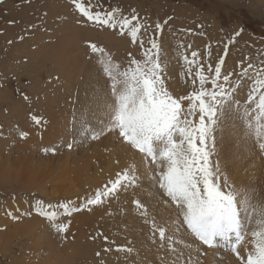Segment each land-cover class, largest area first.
<instances>
[{
    "label": "rangeland",
    "instance_id": "1",
    "mask_svg": "<svg viewBox=\"0 0 264 264\" xmlns=\"http://www.w3.org/2000/svg\"><path fill=\"white\" fill-rule=\"evenodd\" d=\"M87 2H90L97 11L119 9L118 18L120 15L126 17L138 15L140 22L146 26L152 25L141 33L145 42L151 36L155 23H163L171 17L164 26L162 40L166 53L164 75L168 88L174 95H186L192 90L191 81L185 83L188 79L187 66L181 59L182 53L190 55L191 51L199 50L200 59L205 66L211 63L214 67L218 59L225 56L227 45L223 71L233 73L240 72L241 61L245 66L252 63L257 67L264 62V0H87ZM78 20H81V17L72 6L71 0H2L0 2V153L3 155L0 163H4L5 169L10 170L0 175V264H164L166 262L164 256L169 257L170 252L167 248L163 250L159 242L153 245L150 243L153 248L146 245L141 251H139L140 245L132 248L131 253L124 250L117 251L119 246L115 241V237L118 236L117 226L112 229V221L108 223L111 227L109 225L107 227V223L101 220L100 228H91L87 234L81 235L80 226L84 224L74 223L76 215L80 212L71 216L61 215L58 222L71 221L68 232L64 234L57 232L45 218L33 211L32 206L36 199H43L45 203L52 204L71 200L78 204L85 194L94 192L97 187L105 183L103 176H115L117 172L114 167L110 168V163L108 165L110 172L107 175L108 172L102 170L100 159H95L98 165L96 171L92 168L87 175L81 178L80 175L75 183L69 177H65L60 188L58 184L51 183L53 177L57 176L58 169L64 165L75 164L83 153L82 155L76 152L66 154L68 148L63 144L57 146L56 142L46 148H56L58 151L45 152L44 148L38 147L36 143L43 132L42 124L51 128L52 124L49 120L54 119V116L51 117L52 112L56 111L55 115L62 114L64 110H69L71 115L75 110L78 112V106L75 107L76 103H72L78 99V93L81 94L84 90V88L79 90V82L73 78L70 71H67L71 67L63 66L60 60H56L55 54L59 49L71 51L78 47L79 52L88 53L85 41L91 40L105 46L114 59L123 65L127 64L129 52L137 59L143 58L138 43L133 44L127 34L121 36L118 28L113 30L99 27L92 23H84L82 20L81 23H77ZM241 28L243 29L241 34L234 36ZM75 37L77 40L74 39ZM70 40L72 42L69 44ZM65 68L67 69L64 70ZM68 79L71 81L69 86L66 85ZM233 79L235 80L236 77L234 76ZM249 84L250 81L242 83L237 96L241 102L247 99ZM89 86V82L84 81V87ZM24 95L28 96L27 101ZM65 102L72 105L60 108L66 104ZM33 116L40 117L42 122L36 124L32 119ZM233 125L229 124L227 128H243L239 122ZM21 131L27 132L35 141L32 144L34 147L30 148L33 156L26 152L25 146L22 147L28 136L20 138ZM217 134L219 135L220 132ZM218 139L216 144L220 146ZM99 140L100 138L92 140L91 143L97 144ZM94 146L98 147V145ZM103 151L104 148L100 146L99 155L104 153ZM67 156L73 157L72 160L65 161L64 157ZM76 156L78 159L75 158ZM213 156L212 160L216 162ZM83 165L92 167L88 164V160L83 162ZM44 173L46 178L41 176ZM94 174L97 176L95 185L84 183V181L89 182ZM115 201H118L117 198L107 203L105 208H96L92 213L82 212L90 216L91 220H96L98 214H103L106 209L107 216L109 217L111 213L113 219L118 209ZM110 205H113L111 209ZM8 211H12L19 219L7 215ZM26 212L32 214L24 215ZM32 226L34 229H27ZM105 228L113 232L108 237L107 243L98 235L103 233L102 229L107 231ZM95 235L97 238L93 239ZM3 239L9 240L4 252L1 250ZM127 243L123 242L121 249L131 248ZM77 245L82 249L71 254V250L76 249ZM105 248H110L111 251L106 252ZM98 252L99 256H97ZM194 252L193 256L191 252H185L179 261L172 254L171 264H183L182 262L189 255L193 259L194 256L196 258L197 254ZM221 252L220 254L224 250ZM228 253L231 254L230 251L224 252L226 255ZM31 254L33 257H30ZM220 254L216 257V261L222 260L223 263L228 264L230 257L223 258ZM229 256L237 260L233 254ZM142 258L145 260L144 263H141Z\"/></svg>",
    "mask_w": 264,
    "mask_h": 264
},
{
    "label": "snow or ice",
    "instance_id": "2",
    "mask_svg": "<svg viewBox=\"0 0 264 264\" xmlns=\"http://www.w3.org/2000/svg\"><path fill=\"white\" fill-rule=\"evenodd\" d=\"M71 3L84 23L113 30L118 28L121 36L127 34L142 50V59L129 52L127 64L123 65L105 46L85 41L86 55L95 58L98 82L103 79L104 85L98 93L95 88L91 89L95 93L91 106H87V111L81 112L79 117L74 115L72 122L75 126L79 120L83 132L92 140L115 134L117 140L142 154L149 164L146 178L158 191L165 207L175 210L170 232L167 226L158 225L155 218H148V207L139 198L133 199L132 203L145 218V223L151 225L153 241L158 240L160 247H166L177 261L184 256L179 246L184 245L188 237L198 242L196 258L189 255L183 264H203L202 257L209 252L217 257L221 250L230 251L239 264H264V198L255 190L236 187L221 173L218 162L212 160L217 132L223 133L229 124L236 122L243 126L245 137L253 140L264 153V62L257 67L252 63L245 66L241 61L240 72L233 73L223 71L227 45L225 56H221L214 67L211 63L205 66L199 50L191 51L190 55L182 53L181 59L187 66L185 83L190 80L192 90L177 96L169 90L164 75L166 53L162 37L164 26L171 17L163 23H155L145 42L141 33L152 25L140 22L138 15H120L118 18L117 8L97 11L87 0H71ZM242 31L241 28L234 36H239ZM244 81H250V84L247 99L241 102L237 96ZM24 99L29 98L24 95ZM101 109L103 115H100ZM93 117L100 123L99 130ZM32 119L36 124L42 122L38 116ZM19 135L24 138L28 133L21 131ZM73 146L72 142L66 144L68 149ZM44 151L55 153L56 148H45ZM140 185L141 176L136 166L130 165L116 172L114 178L94 192L85 194L78 204L71 200L52 204L36 199L32 207L53 229L66 234L71 221L58 222L61 215L92 213L96 208H105L112 199L119 197L121 191L127 192ZM7 215L19 219L12 211ZM98 235L108 242V236L102 232ZM248 243L252 245L251 251H248ZM187 247L191 251V245ZM242 249L246 256L242 255ZM116 250L133 251L119 246ZM217 264H223L222 260Z\"/></svg>",
    "mask_w": 264,
    "mask_h": 264
},
{
    "label": "bare ground",
    "instance_id": "3",
    "mask_svg": "<svg viewBox=\"0 0 264 264\" xmlns=\"http://www.w3.org/2000/svg\"><path fill=\"white\" fill-rule=\"evenodd\" d=\"M74 39L77 40L76 37ZM71 42H72L71 40L68 41L69 44ZM62 49L63 48L59 49L56 52L55 54L56 60H60L63 66L69 65V67L71 68H69L67 71H70L69 73H72V75L74 76L73 78H75L79 82L80 84V87L78 85L79 90L84 88L81 94L78 93L79 95L78 99L76 101H73L72 103V104L76 103L75 107L77 105L79 110L77 109L78 112H76L75 110V113L73 115H71L69 110L63 111L61 109L63 113L60 111L62 114L58 113L59 115H55L56 111L52 112L51 117L54 116V119L51 118L49 120L50 124H52L51 128L45 127V124H42L43 132L40 134V139L36 140V143L38 144V147H42L45 149L47 146H51L52 144H54L53 142H56L57 146L59 144H63L66 146L68 142H72L74 146L72 149H68L67 151H65L66 154H70L71 152L73 153L76 152L79 153L80 155H82L83 153V155L81 156V159L79 161L75 162V164L64 165L61 169H58V173H56L57 176L53 177L51 183L58 184V187H60L62 186L61 182L63 181V179H65V177L66 178L69 177L72 180V182L75 183L77 180H79L80 175L81 178L82 176L87 175L92 168L94 169V171L98 169V165L97 163H95V159L97 160L100 159L99 162L101 164L102 170H105L106 173L108 172L107 175L110 172L109 169L112 167H114V170L118 172L123 168L129 167L130 165H135L138 175L141 176V185L140 187H137L135 189H129L127 192L121 191L119 197L117 198L118 201H115L118 209H117V214L113 216V219H111L110 216L111 213L109 217L107 216L108 211L105 209V212L103 214H98L96 220H91L90 216L85 215L83 212H80L79 214L76 215V220L74 221V223L78 225L84 224L80 226V230H81V235H85L87 234V231L91 230V228L92 229L100 228L99 223L101 220L104 221L105 224L107 223L106 224L107 227L108 225L111 227V224L108 223L112 221L113 227L111 228L114 229L117 226L116 234L118 233V236L115 237V241L117 242L119 247H121V244L123 242H128L127 246H131V248H135L136 245H140L139 251L144 250V247L146 245H148V247L150 246L152 247V245L158 242V240L155 242L153 241L151 236V225L145 223V218L140 215V213L133 205L132 203L133 199L139 198L141 202L148 207V212H149L148 218L149 219L155 218L158 225L167 226L170 232L173 228L172 221L175 219V210L168 209L165 207V205L161 201V197L158 191L151 186V181L146 178L149 173V164L144 160L142 154H140L136 150H130L126 144H123L119 140H117L115 134H111V133L101 136L97 144H95V142H92L94 143L92 144L91 143L92 140L89 138V135L83 132L79 120H77L75 126H73V122H72L73 116L75 115L79 117L81 112L87 111V106H91V99L94 98L95 96V93H93L91 89L95 88L97 93L100 92L101 87L104 85V81L103 79H99L98 82V72H97L98 65L94 58H88L86 52L85 53L83 51L79 52L78 47L74 48L71 51L66 49L62 50ZM66 69L67 68H65L64 70ZM69 81L70 79H68L67 81L66 84L67 86L71 85L70 84L71 81L70 82ZM84 81H88L90 86L87 88L84 87ZM101 103H103V100H101ZM72 104L66 103L63 106H60V108H65L68 107V105H72ZM56 108L58 107L56 106ZM60 108L58 109L60 110ZM48 109L52 110L51 108ZM100 115H103L102 109L100 110ZM93 123L95 124L96 129L99 130L100 123L97 119H95V117H93ZM217 138H219L217 141L219 142L220 146L217 145L218 143L216 144L215 151L213 153L215 157L214 156L213 157L216 159V162H218L221 173L226 175L228 180L231 183H233L236 187L238 188L242 187L248 190H255V192L259 197L264 198V153H262L258 149L257 145L253 142V140L247 139L245 137L243 128H227L223 133L220 132ZM29 140L30 142H28ZM34 142H35L34 139H32L30 135H28V137L22 143L23 145L22 147L25 146L24 148H26V152H28L32 156L33 153L32 150H30V148L32 146L34 147V145H32ZM94 145H98L99 148L95 147ZM100 146L104 148L103 151L104 153H101V155H99ZM19 148L20 147H18V150ZM56 150L58 151V149ZM35 152L36 151H34V153ZM2 156L3 155L0 153V158ZM64 158L65 161H68V160H72L73 157L67 156ZM75 158L78 159V156H76ZM87 160H88V164L92 165V167H90L89 165L87 166L83 165V162H86ZM117 160L119 161V163H117ZM110 163H111L110 165L111 167L108 166ZM8 170L5 169L4 163L0 165L1 176L2 174H6ZM30 172H32V170H30ZM44 175L45 173L41 174L43 178H46ZM96 177H97L96 174H94L90 180H88L87 177H84L85 180L89 181V182L84 181V183H89L91 186L95 185ZM102 178L106 182V179L114 178V176L107 177L105 175ZM134 193H138L141 195L132 196V194ZM119 205L121 206V208H119ZM112 206L110 205V209ZM72 228L74 227L72 226ZM27 229H34V227L33 226L28 227ZM27 229L25 228V230ZM102 230L105 236L108 237L111 236V232H112L111 229L108 230L107 228L106 229L107 231H105L104 229ZM250 240L251 239H248V241ZM150 243L152 245H150ZM195 243L196 242H194L191 237H188L185 240L184 245L179 246V250L182 251L183 253L191 252L193 256V252L196 249ZM8 244H9V240L3 239L1 246V250L3 252L6 251L5 249L7 248ZM188 245H191V251L187 247ZM79 249H82V247L80 245H77L76 249L71 250L72 251L71 254ZM165 249L166 247L163 248V250ZM251 249H252V245L251 243H248V251H251ZM221 251L223 252V250ZM224 252L222 254L220 253L219 254L223 258L230 257V259L228 260L229 263L239 264L237 262L238 260L234 259L233 256H229L232 255V253L231 254L228 253L226 255L224 254ZM162 253L163 252H161V254ZM241 253L242 255L245 256L247 254L243 249L241 250ZM169 255H170L169 256L170 259H168L169 257L164 256V260L166 261L164 264H168V263L171 264L172 253H169ZM30 257H33V254H31ZM202 259L204 262L203 264H211L212 262L217 263L216 257H214L211 252H209V254L206 257H202ZM182 260L183 259H181V262ZM144 261L145 260L142 258L141 263H144ZM223 264H226V262H224Z\"/></svg>",
    "mask_w": 264,
    "mask_h": 264
}]
</instances>
